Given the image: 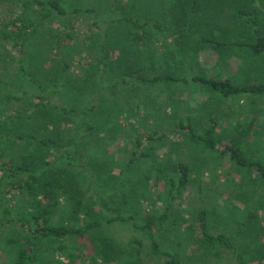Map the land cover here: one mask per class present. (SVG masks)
<instances>
[{
  "label": "rangeland",
  "instance_id": "obj_1",
  "mask_svg": "<svg viewBox=\"0 0 264 264\" xmlns=\"http://www.w3.org/2000/svg\"><path fill=\"white\" fill-rule=\"evenodd\" d=\"M122 2L128 8L134 9L131 11H136V15L143 14L150 8L160 10L154 14L161 18L164 15L172 36L168 38L166 45L162 42L158 44L157 52L164 60L170 62L175 73L182 76L198 74L215 79L231 78L238 85L264 82V55L253 58L249 49L244 46L230 45L217 50L200 41L204 35L225 39L231 43L253 41L255 34L252 17L241 15L239 12L240 9L250 11L253 7L257 8L259 23L264 30V0H201L205 11L196 15L192 23L188 15L183 16L177 12V3L180 0ZM71 3L82 7H97L100 4L111 5L112 2L73 0ZM20 13V7L14 1L0 0V32L11 16ZM101 18L102 27H106L109 24L108 13L103 9ZM76 23L77 36L64 39V34L68 31L67 25L59 20H49L34 40L37 44L24 54L25 64L44 81L48 90L53 89L54 83L60 82L61 78H67L59 100L66 107H73L78 112L68 116L55 107L50 115L43 117L44 120L56 123L57 130L62 132L60 136H63L66 142L81 146L80 152L86 153V159L96 158L99 165L94 168L98 174L104 175L109 183H113L114 178H120L123 165L131 158L135 149L137 137L142 136L144 139L149 133L156 131L159 134L164 133L166 138L161 142L144 144L138 154L143 150L148 151L150 158H144L134 164V168L126 175L128 191L125 190L132 194L131 205L141 207L143 203V209L156 214L168 210L173 231L164 232L159 240H163V248L178 252L183 264H238L235 255L221 247L206 250V245L201 240L197 217L205 210L212 233L230 231L244 245L250 239H253L257 246L259 243L264 244V187L255 184L256 180L258 181L256 172L238 166L228 154H218L188 141L177 121L181 117H191L196 129H200L208 123L211 116L220 115L219 131L229 133L237 121L250 122L254 119L249 145L254 157L264 160V95L220 99V96L214 95L207 88L189 83L141 87L140 102L132 99L126 105L124 100L114 101L111 94L103 93L99 99L98 95L101 93L92 95L95 88L85 90L83 83V78H99L98 72L93 68V59H96L94 53L97 49H89L93 47L95 35L90 33L89 24L84 25L80 21ZM5 44L0 37V81L12 83L17 90L36 92V88L30 83L17 81L14 73L18 65V55L16 50ZM94 47L99 49V46ZM63 59L69 67L65 74H62ZM116 64L120 66L119 62ZM124 68L122 64L118 69L115 68L106 74L103 79L106 81L103 83L121 75ZM79 87L83 89L78 90ZM90 95L95 100L89 99ZM19 102L10 101L5 94H0V108L10 109L13 113L15 107H25L26 104L23 106L22 101ZM124 107L127 110L123 114ZM48 108L49 106V111ZM110 118L112 120H109ZM86 124L96 125L97 128L86 131ZM38 128L40 125H37L34 131ZM20 130H26L25 126H20ZM40 130L42 134H51L53 131L50 125L49 128L42 127ZM57 136L59 135L56 134L55 137ZM0 145L6 147L10 144L3 142ZM27 150L33 152L31 161L44 162L53 159L48 149L36 145L27 147L25 143H18L15 147L12 146L0 161L12 162L13 151L20 153ZM153 161L165 163V170L160 172L152 165ZM179 161L189 165V178L185 188L170 200L168 180L171 176L178 175L176 164ZM77 182L81 186H76L77 191L73 198L83 199L84 203L91 202L90 196L95 195L92 189L94 187H91L85 178ZM135 182H138V186L132 185ZM17 194L18 191L11 190L6 197L12 199ZM21 200L25 202L26 198ZM73 203L75 202L71 205ZM11 204L14 211L11 218L16 222L10 223L7 220L8 222L3 223L0 217V264H15L14 258L21 249H26L32 258L27 264H68V257L59 250H54L50 239H30L31 235L27 231L24 232L21 223L29 219L26 204L18 202V198ZM250 213H257L258 216L252 225L247 227L242 222ZM25 229L30 228L26 226ZM103 231L112 235L125 250L139 247V239L142 242L141 253L145 263L163 264L151 254L149 242L134 232L132 227L115 223ZM247 249L245 247L243 250L246 264H264V252L256 247L254 254H249ZM85 251L90 252L89 249ZM85 257L86 255L83 256ZM78 263H81V260ZM83 264L90 263L84 261Z\"/></svg>",
  "mask_w": 264,
  "mask_h": 264
},
{
  "label": "trees",
  "instance_id": "obj_2",
  "mask_svg": "<svg viewBox=\"0 0 264 264\" xmlns=\"http://www.w3.org/2000/svg\"><path fill=\"white\" fill-rule=\"evenodd\" d=\"M11 1L19 5L21 13L11 16L9 22L5 24V27L3 26L0 37L6 43L5 45H10L18 55L16 57L18 65L14 73L17 81L30 83L36 88V92L17 90L12 83L0 81V94H5L10 101H22L23 106L26 104L21 109L15 107L13 113L10 109L0 108V143L10 144L0 147V159L18 143H25L27 147L36 145L39 148L48 149L53 159L44 162L31 161L33 152L27 150L20 153L13 151L12 162L0 161L2 174L0 175V217L3 223L8 222L7 220L10 223L16 222L11 218L14 212L11 203L18 198V202L25 203L29 211V219L21 223L24 232L27 231L31 235L30 239H50L53 249L59 250L68 257V264H83L84 261H89L90 264H146L141 253L142 242L139 239L137 240L139 247L125 250L112 235L103 231L115 223L132 227L134 232L149 242L151 254L163 264H183L181 255L176 251L163 248L161 244L163 240H159L164 232L173 231L169 223L168 210L156 214L143 209V203L141 207L131 205L132 194L126 192L128 171L142 159L150 158L148 151L143 150L141 154H138V151L148 142H161L166 135L156 131L149 133L144 139L142 136L137 137L134 143L135 149L132 151L131 158L123 165L120 178L116 180L114 178V182L109 183L107 178L98 174L94 168L99 165L96 158L86 159L84 157L86 153L80 152L81 146L66 142L64 137L60 136L62 132L57 130V124L43 118L50 115L55 107L68 116L78 113L76 109L66 107L59 100L67 78H61L60 82L54 83L53 89L48 90L44 81L27 67L24 54L37 44L34 40L49 20H59L60 23L67 25L68 31L66 30L64 39L77 36L76 22L80 21L84 25L89 24L90 33L95 35L93 47L89 49H97L94 53L96 59H93V68L99 75V78L94 80L93 76L90 80L83 78V83H85V90L95 88V91L92 90V95L100 92L99 99L104 95L103 93L111 94L114 101L124 100L126 105L132 99L140 102L141 87L189 83L207 88L214 95L220 96V99H230L242 95H264V82L238 85L231 78L215 79L198 74L182 76L172 71L170 62L164 60L157 52L158 44L162 42L166 45L168 38L172 36L163 18L164 15L161 18L154 14V12L159 13L160 10L150 8L143 14L136 15V11H131L134 9L128 8L122 2L123 0H107L112 2L111 5L100 4L97 7H82L71 3L73 0ZM202 7L201 0L186 2L180 0L177 3V12L183 16L188 15L192 23L196 15L205 11ZM102 9L108 13L107 23L109 24L106 27H102ZM239 13L252 17L255 34L253 41L231 43L225 39L206 35L200 41L217 50L230 45L244 46L249 49L253 58H259L264 55V30L259 23V11L253 7L250 11L240 9ZM94 46H99V49ZM118 62L120 66L122 64L125 66L122 74L103 83L106 81L103 80L106 74L120 67L116 64ZM62 64V74H65L69 67L64 59ZM80 89L83 88L79 87L78 90ZM92 95L89 99L95 100ZM126 110L124 107L122 113H126ZM12 119L16 120L12 121ZM220 121V115H213L200 129H196L191 117L186 119L181 117L177 123L192 144L202 145L218 154H228L238 166L256 172L258 181L256 180L255 184H261L264 187V160L254 157L249 145L255 120L237 121L229 133L219 131ZM37 125H40V128L34 131ZM49 125L53 129L52 133L42 134L40 129L49 128ZM20 126H25L26 130H20ZM85 128L90 132L97 126L86 124ZM56 134L59 136L55 137ZM225 141H227L226 144H224ZM88 153L89 156L90 153ZM152 165L160 172L165 170L163 168L165 163L153 161ZM176 167L178 175L171 176L168 180L170 200L174 199L177 192L185 188L189 178V165L179 161ZM82 178H85V181L88 180L91 187H94L92 189L95 195L90 196L91 202L88 203H84L83 199L73 198V194L77 191L76 186H81L77 181L80 182ZM132 185L138 186V182ZM11 190L18 191V194L8 199L6 195ZM21 198L23 200L26 198L25 202ZM72 202L75 203L71 205ZM257 216V213H250L242 222L243 225L251 226ZM197 220L201 240L206 245V250L221 247L234 254L238 264H246L243 252L245 247L248 248L249 254L253 253L256 247L264 252V244L259 243L257 246L253 239L245 242L246 245H244L230 231L212 233L209 230L205 210L200 212ZM26 226L30 229L26 230ZM86 249L90 252L87 253ZM84 255H86L85 258H83ZM28 260H32L31 256L26 249H21L17 252L13 263L27 264ZM79 260L81 263H78Z\"/></svg>",
  "mask_w": 264,
  "mask_h": 264
}]
</instances>
